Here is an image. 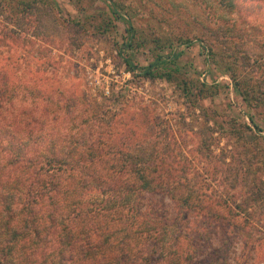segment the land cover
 I'll return each instance as SVG.
<instances>
[{
    "label": "rangeland",
    "instance_id": "obj_1",
    "mask_svg": "<svg viewBox=\"0 0 264 264\" xmlns=\"http://www.w3.org/2000/svg\"><path fill=\"white\" fill-rule=\"evenodd\" d=\"M30 1L0 0V72L29 95L22 105L57 100L68 121L93 99L110 140L129 130L128 140H167L166 163L205 193L198 202L242 225L215 227L213 264H264V0H234V9L212 0ZM138 199L199 227L165 194Z\"/></svg>",
    "mask_w": 264,
    "mask_h": 264
},
{
    "label": "trees",
    "instance_id": "obj_2",
    "mask_svg": "<svg viewBox=\"0 0 264 264\" xmlns=\"http://www.w3.org/2000/svg\"><path fill=\"white\" fill-rule=\"evenodd\" d=\"M226 1L235 8L234 0L212 3ZM252 87L260 94L258 82ZM18 89L1 71L0 264H213L206 249L215 227L242 230L224 221L221 209L198 202L205 193L171 170L167 140H128L132 130L125 140H110L95 100L84 116L66 121V106L47 95L39 108L22 105L29 95ZM144 193L167 195L199 227L142 205Z\"/></svg>",
    "mask_w": 264,
    "mask_h": 264
}]
</instances>
